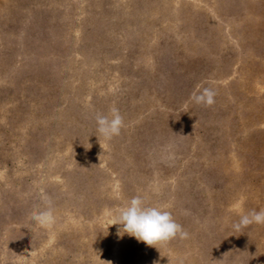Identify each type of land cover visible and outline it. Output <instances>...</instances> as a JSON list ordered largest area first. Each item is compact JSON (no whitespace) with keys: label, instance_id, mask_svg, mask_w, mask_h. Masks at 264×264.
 <instances>
[{"label":"rangeland","instance_id":"1","mask_svg":"<svg viewBox=\"0 0 264 264\" xmlns=\"http://www.w3.org/2000/svg\"><path fill=\"white\" fill-rule=\"evenodd\" d=\"M205 87L210 107L190 99ZM137 195L188 238H121ZM253 210L264 0H0V264H264V224L234 228Z\"/></svg>","mask_w":264,"mask_h":264},{"label":"clouds","instance_id":"2","mask_svg":"<svg viewBox=\"0 0 264 264\" xmlns=\"http://www.w3.org/2000/svg\"><path fill=\"white\" fill-rule=\"evenodd\" d=\"M217 93L210 87H205L199 92H193L190 99L197 105L210 107L215 104ZM110 115L96 114L98 133L105 139L111 140L121 134L124 128V118L116 107H112ZM47 207L42 211H34L32 219L40 227H48L54 222L51 199L47 195L42 197ZM255 224H264V210L251 211L243 214L234 224L236 230ZM119 225L118 235L122 238L125 234L134 237L146 246L158 248L179 237L187 239L188 232L178 224L169 211L158 207L145 206L144 198L137 195L131 198L127 207L120 210L116 223ZM111 264V262H107Z\"/></svg>","mask_w":264,"mask_h":264}]
</instances>
